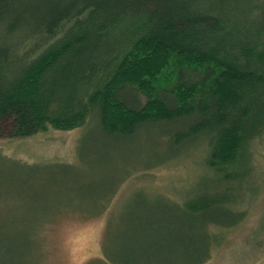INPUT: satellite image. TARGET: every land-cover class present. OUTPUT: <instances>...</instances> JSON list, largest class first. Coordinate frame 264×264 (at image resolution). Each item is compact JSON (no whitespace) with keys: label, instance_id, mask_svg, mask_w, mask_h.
<instances>
[{"label":"trees","instance_id":"trees-1","mask_svg":"<svg viewBox=\"0 0 264 264\" xmlns=\"http://www.w3.org/2000/svg\"><path fill=\"white\" fill-rule=\"evenodd\" d=\"M87 121L113 138L164 125L172 147L202 146L213 174L162 229L144 223L121 247L109 217L90 264H206L223 240L215 228L246 219L234 186L252 176L264 139V0H0V133ZM157 234L166 251L146 249ZM17 237L27 245L9 231L0 253H18Z\"/></svg>","mask_w":264,"mask_h":264},{"label":"rangeland","instance_id":"rangeland-1","mask_svg":"<svg viewBox=\"0 0 264 264\" xmlns=\"http://www.w3.org/2000/svg\"><path fill=\"white\" fill-rule=\"evenodd\" d=\"M5 135L0 133V240L8 244L6 233L16 230L25 245L24 234L38 232L24 247L17 237L15 255L0 253L5 264L93 263L103 255L109 217L121 247L144 223L162 229L172 204L209 188L213 179L203 147L195 141L172 147L160 124L126 138L102 135L88 121L69 131ZM252 164V176L234 186L246 219L237 227L215 228L223 240L206 264H264V139L255 144ZM157 235L159 240L145 243L148 251L158 241L166 251Z\"/></svg>","mask_w":264,"mask_h":264}]
</instances>
